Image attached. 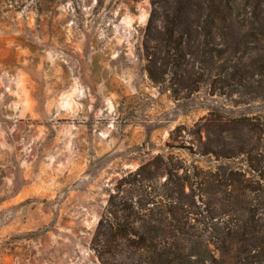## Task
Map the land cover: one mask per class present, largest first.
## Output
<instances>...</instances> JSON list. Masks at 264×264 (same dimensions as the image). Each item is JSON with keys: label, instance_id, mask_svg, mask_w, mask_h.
<instances>
[{"label": "rangeland", "instance_id": "obj_1", "mask_svg": "<svg viewBox=\"0 0 264 264\" xmlns=\"http://www.w3.org/2000/svg\"><path fill=\"white\" fill-rule=\"evenodd\" d=\"M152 10L0 0V264L230 258L215 238L232 188L264 184V39L238 32L237 53L216 63L226 73L197 85L196 41L166 49ZM148 69L167 75L155 84Z\"/></svg>", "mask_w": 264, "mask_h": 264}, {"label": "trees", "instance_id": "obj_2", "mask_svg": "<svg viewBox=\"0 0 264 264\" xmlns=\"http://www.w3.org/2000/svg\"><path fill=\"white\" fill-rule=\"evenodd\" d=\"M151 4L152 14L156 9L163 11V43L166 49L171 43L176 48H181L190 41L191 36L196 41L197 85L204 83L205 79L207 81L212 72L214 79L226 73L227 69L216 63L224 55H227L224 62H228L229 58L237 53L241 44L237 35L244 29L248 38L256 35L264 39V0H151ZM150 30L151 18L146 26V33L149 34ZM213 33L217 35V41L213 39ZM177 55L182 57V51L178 50ZM260 66L264 67L263 64ZM166 75L164 69L157 74L148 69V76L155 84ZM236 75L234 71L230 77ZM256 76L264 77V74L258 73ZM255 83L260 95H264V81ZM248 88L253 89L250 86ZM252 92L254 91L251 90ZM244 121L249 122L242 119L238 122ZM260 135L264 138V131ZM248 165L250 171L259 172V168L252 166V161ZM237 176L239 175L229 172L225 186L232 188V183L240 182ZM212 178L218 181L217 177ZM257 178L264 181L259 173ZM241 182L245 183L246 179L243 177ZM231 192L234 215L230 225L225 228L223 237L215 238L219 255L227 257L231 254L228 259L222 258L221 264H264V184H247L241 189L232 188ZM248 197L250 201L242 200ZM160 245L159 243L158 246ZM206 247L205 243V251ZM206 254L208 255V251ZM162 257V253L155 252L149 262L159 264Z\"/></svg>", "mask_w": 264, "mask_h": 264}]
</instances>
